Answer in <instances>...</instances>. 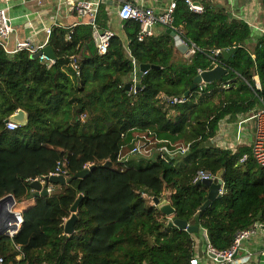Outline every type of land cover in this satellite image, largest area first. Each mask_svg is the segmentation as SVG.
Instances as JSON below:
<instances>
[{"label":"trees","instance_id":"obj_1","mask_svg":"<svg viewBox=\"0 0 264 264\" xmlns=\"http://www.w3.org/2000/svg\"><path fill=\"white\" fill-rule=\"evenodd\" d=\"M199 2L201 13L184 0H175L173 10L172 27L196 46L189 57L164 26L139 40L132 19L121 21L104 54L94 47V28L82 21L52 26L51 63L25 49L9 54L0 44V199L10 194L24 204L17 208L23 217L18 233H0L2 264H189L199 231L223 251L238 231L264 226V168L249 144L218 143L220 122L244 119L264 104V32L254 33L224 6ZM260 6L264 16V0ZM110 16L103 2L95 27L108 30ZM87 44L92 50L84 54ZM217 48L233 51L224 58L211 51ZM76 53L78 74L69 64ZM216 63L225 74L191 89L194 77ZM139 64L150 67L140 75ZM135 70L134 85L126 78ZM18 109L26 120L10 130L6 123ZM146 140L169 149L189 146L185 153L125 157ZM58 164H65L67 177L93 168L65 184L48 182L49 193L36 196L32 181ZM198 169L220 177L225 189L203 209L208 187L194 180ZM79 196L73 232L66 234ZM153 198L169 201L173 218L197 231L169 226Z\"/></svg>","mask_w":264,"mask_h":264},{"label":"built area","instance_id":"obj_2","mask_svg":"<svg viewBox=\"0 0 264 264\" xmlns=\"http://www.w3.org/2000/svg\"><path fill=\"white\" fill-rule=\"evenodd\" d=\"M5 5L0 7V44L3 46L5 51L9 54H13L19 50L25 49L30 53H35L38 50H41L46 44L48 37L51 32L52 26L60 25L54 23L52 26H43L36 34L40 39L39 41H34L33 38H26L24 35L18 34V27L13 25L14 18L10 15L9 10L10 6L8 3L11 0H4ZM38 4H40V0H36ZM60 1L61 0H57ZM66 11L69 13H73L76 16L80 17V21L86 22L92 25L94 28V32L98 31L95 27V19L97 16L98 8L100 4L103 3L104 0H64ZM113 5L115 8V14L117 19L121 22L123 20L132 19L139 24V32H138V39L142 40L144 37L151 36L154 34V27L157 25L164 26L166 28H171L175 31H182L181 28H173V10L176 6L175 0H171L167 7L157 12L153 7L144 5V4H134L129 0H112ZM26 0H21V3H25ZM187 4L188 9L196 12L201 13L204 9L203 5L199 2V0H184ZM195 2H198L195 3ZM75 25V24H74ZM73 26V25H72ZM71 26V27H72ZM70 27V26H69ZM259 32H264L263 28H258ZM11 33L15 34L14 46L11 48L8 46V42L11 36ZM115 32L109 28L108 30H104L102 34L98 35V41H96V51L98 54H104L107 51V47L109 45V39ZM69 38V35L67 36ZM182 39V38H181ZM182 42L188 45V51L184 55L186 57L191 56L195 50L196 46L193 43L188 44L184 39ZM227 50V49H225ZM214 54L222 53V50L217 48L211 50ZM40 61H45L48 63L54 62L49 57L41 54L39 57ZM81 53H76L74 56L70 57V66L76 71L78 74L80 61H81ZM220 64L216 63L215 66ZM214 66V67H215ZM144 73V72H143ZM138 80L136 70L133 72V77L131 81H133L134 85ZM134 85H131V89H133ZM204 86V82L198 84L199 90H202ZM259 86V85H258ZM171 102H182L183 98L181 97H173L170 99ZM84 115H81L83 118ZM251 121L253 123V132L250 141V149L252 157L254 158L257 165L264 168V104L261 108L252 110L250 114L244 118L240 119L236 123V131L232 134V138L228 131L222 132L223 137V144L222 146L231 148L234 147L241 142H243V134L245 131L246 126L245 123ZM19 126V124L14 120H9L6 123V127L10 130H14ZM220 126V125H219ZM189 144L185 145H175L172 149H169L167 145H154L153 142L150 143V140H146V143L143 145L137 144L134 145L130 149V153L137 154L144 158H149L154 153L164 154V153H185L188 149ZM247 158L244 155L241 158V161ZM65 164H58L54 170L49 175H64L65 177L68 176L67 171L64 169ZM86 165V167H88ZM212 180L213 182H220V187L218 189L219 197L224 193V182L223 180L218 177L217 175L213 174L212 172L205 170V169H198L196 171L194 180L201 181V180ZM10 195V194H9ZM7 196V195H6ZM11 198L6 199L0 212V227L4 228L3 233L12 238L15 234L18 233L21 224L23 222V217L21 214L20 209H17V202L15 198L10 195ZM153 202V201H152ZM154 203V202H153ZM14 214V218H10L9 214ZM259 225H255L254 227L240 230L235 234L233 242L231 246L223 251L217 250L211 244L206 245V250L208 254L211 256L212 260L215 262H220L222 264H231L234 261V257L237 252L241 249V245L243 240L250 238L251 236L255 235L258 231ZM18 248V246H15ZM262 252H264V244L262 245ZM3 263V258L0 256V264ZM189 264H201L199 260L195 257H192L189 261ZM241 264H257L256 261H249L248 263H241Z\"/></svg>","mask_w":264,"mask_h":264},{"label":"crops","instance_id":"obj_3","mask_svg":"<svg viewBox=\"0 0 264 264\" xmlns=\"http://www.w3.org/2000/svg\"><path fill=\"white\" fill-rule=\"evenodd\" d=\"M134 4H144L153 7L155 11L160 12L164 10L171 0H129ZM216 6H224L231 15L237 18L245 20L253 29L254 33L259 32L258 28L264 29V16L260 6V0H208ZM106 8L110 13L109 28L114 32H121V22L117 19L115 14V8L112 0H104ZM10 6L9 13L14 18L12 22L14 26L18 27V34L24 35V37L33 38L34 41H39V37L36 36L39 33L38 30L43 26H52L54 23L72 26L80 22V17L73 13L66 11L65 1L61 0H40V4L36 0H26L25 3H21V0H11L8 3ZM5 5L4 0H0V7ZM163 26L157 25L154 27L156 33L160 32ZM15 34L11 33L8 46L11 48L14 46ZM94 47L96 40L93 37ZM91 44V43H90ZM90 44L85 45L83 50L84 54H89L92 50ZM127 76L126 80H131L133 77ZM236 122H220L219 134L221 136L218 143L223 144L222 132L228 131L231 138L232 134L236 131ZM246 128L243 134V142L250 144L253 123L248 121L245 123ZM144 158V157H143ZM161 213V212H160ZM163 216L164 214L161 213ZM164 217H166L164 215ZM173 219V216L167 218V220ZM258 231L250 238L243 240L241 249L234 257V261L231 264L248 263L249 261H256L257 264H264V252H262V245L264 244V226L259 224ZM194 255L201 264H222L212 260L211 256L206 250V237L203 231H199L194 236Z\"/></svg>","mask_w":264,"mask_h":264},{"label":"water","instance_id":"obj_4","mask_svg":"<svg viewBox=\"0 0 264 264\" xmlns=\"http://www.w3.org/2000/svg\"><path fill=\"white\" fill-rule=\"evenodd\" d=\"M198 4V2H195ZM81 20V19H79ZM166 31L170 33L174 37V43L178 51L185 54L188 51V45L182 42V39L180 35L171 28H166ZM103 30L99 29L98 31L94 32V38L96 41H98V35L102 34ZM233 51V48L223 50L222 55L224 58H228L231 52ZM41 54H44L45 56L49 57L51 60H56V55L52 49V47L49 44H46L41 50H38L35 53L31 54V57L36 58L39 57ZM150 66L148 64H139L138 66V72L141 75L143 72H145ZM226 72V69L222 65H218L213 67L212 69L205 70L197 74L194 79L191 86V89H195L199 83L201 82H212L215 79H220ZM125 88L129 90L131 88V84L129 82L126 83ZM188 94V91L185 92V95ZM11 120L16 121L18 124H23L26 120L25 112L21 109H18L13 115L10 117ZM110 162H107L105 166L109 165ZM93 168V165H89L88 167H85L84 169L76 172L71 177H65L64 175H48L45 176L43 180L35 179L32 181L31 186L35 190L34 194L36 196L39 195H46L49 193V189L45 187V184L50 183H60L65 184L71 181L73 178H82L89 174L90 170ZM198 184H203L208 187V193H207V199L202 204L201 208L207 207L214 199L218 198V189L220 187V182H213L212 180H201L197 181ZM11 198L10 195H7L5 197H2L0 199V212L2 211L4 202L6 199ZM81 200V196L73 203V205L70 208L71 216L65 221L64 224V233L71 234L74 229V223L77 219L76 216V209L78 206L79 201ZM153 202L155 205H157L159 211L163 213L165 216H171L174 214V208L171 206L170 202L163 199L158 200L157 198H153ZM10 218H14V214H9ZM169 226H177L180 229H186L187 231H197V227L188 224L186 220L179 219V218H173L168 221ZM4 228L0 227V233H3Z\"/></svg>","mask_w":264,"mask_h":264},{"label":"rangeland","instance_id":"obj_5","mask_svg":"<svg viewBox=\"0 0 264 264\" xmlns=\"http://www.w3.org/2000/svg\"><path fill=\"white\" fill-rule=\"evenodd\" d=\"M130 76H132V75H130ZM129 81V80H128ZM156 145V144H155ZM159 145V144H158ZM180 145V144H179ZM130 150V149H129ZM128 150V153H127V155L125 156L126 158H132V159H135V160H139L140 158H141V156H139V155H137V154H133V153H130V151ZM127 152V151H126ZM53 191H55V192H59V189H57V188H54V190ZM23 205L24 204H22V203H18L17 204V208H23ZM168 217H170V216H166V218H168Z\"/></svg>","mask_w":264,"mask_h":264}]
</instances>
